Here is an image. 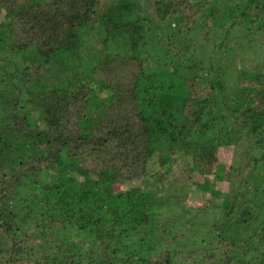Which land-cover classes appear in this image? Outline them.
<instances>
[{"label": "trees", "instance_id": "1", "mask_svg": "<svg viewBox=\"0 0 264 264\" xmlns=\"http://www.w3.org/2000/svg\"><path fill=\"white\" fill-rule=\"evenodd\" d=\"M111 1L0 0V264H264V0Z\"/></svg>", "mask_w": 264, "mask_h": 264}, {"label": "rangeland", "instance_id": "2", "mask_svg": "<svg viewBox=\"0 0 264 264\" xmlns=\"http://www.w3.org/2000/svg\"><path fill=\"white\" fill-rule=\"evenodd\" d=\"M123 1H128V0H113L111 1L112 3L110 4V6H116V5H119L120 2H123ZM131 1H134V0H131ZM139 2H142V0H138ZM115 46V45H114ZM116 47V46H115ZM116 48H119V47H116ZM116 48L113 47L112 44H109V49L108 50H116ZM145 56L150 60V61H154L156 59V54L153 52L151 55L150 54H147L145 53ZM260 56H264V53ZM66 60V59H65ZM261 63L264 64V58L261 59ZM181 71V70H180ZM170 73V72H168ZM180 73V72H179ZM163 78V77H162ZM177 79V76L176 75H167V74H164V78L161 80V78L159 76H155V79L153 80H156V81H153L155 84H157L159 81H164L165 83V93L167 94V99L168 101L170 102V104H173L172 103V100H174L176 94L174 93V85H172L173 82H171L172 80H176ZM159 85H156L154 88L152 89H149V92L147 93V95L153 99L156 100V93H152V90H157V87ZM177 97V96H176ZM207 119V117L203 118L202 119V122L205 121ZM217 124H220L219 122L215 121ZM214 127H212V129H208V131H204V132H198L196 134H190L189 137H183L182 136H179L178 138L180 139V143H194V144H197V145H205V144H208V143H217V142H220L222 140V138L224 139V134L223 132H221V135L218 134V133H215L216 129H215V124L213 123ZM179 128V125L174 127L175 131ZM220 135V136H219ZM170 136H169V133L168 135L166 136H163V135H156V137L154 138V142H155V145H156V148L158 149L159 152H163L165 151L167 148H169L168 145H170V140H169ZM180 145H183V144H180ZM239 149H245L247 146H246V142H240L239 143ZM145 184V181H141V182H137L135 183V185H139L140 187H143ZM132 186L134 187V184H131L129 186H122L120 190H123L124 192H128L127 190L128 189H131ZM149 190L150 191H155V187L154 186H149ZM156 202L158 203H161L162 205H170L171 210H175L177 211L178 207H181V206H191L192 208H197V207H202V206H207L205 204V201L202 200L201 198V195L199 193H194V192H191L189 193L188 192H180L176 197L174 198H170V200H167L166 197H163V196H159L158 198L155 199ZM209 206V205H208ZM175 208V209H173ZM201 210H204L202 208H199ZM211 224V223H209ZM131 244V243H130ZM262 248L264 249V244L262 245ZM133 251L132 247L130 246L129 247V252ZM247 262H251V261H255L254 258L251 259H247L246 260Z\"/></svg>", "mask_w": 264, "mask_h": 264}]
</instances>
